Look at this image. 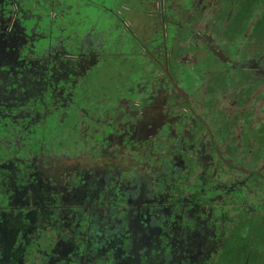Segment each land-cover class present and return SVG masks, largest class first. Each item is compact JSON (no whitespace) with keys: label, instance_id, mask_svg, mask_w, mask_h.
Masks as SVG:
<instances>
[{"label":"flooded vegetation","instance_id":"af4514ba","mask_svg":"<svg viewBox=\"0 0 264 264\" xmlns=\"http://www.w3.org/2000/svg\"><path fill=\"white\" fill-rule=\"evenodd\" d=\"M177 1L0 0L6 122L10 129L29 118L19 125L26 135L34 123L53 139L45 137L38 153L0 160L11 192L0 218V264H264L249 249L240 252L239 242L264 225V42L236 46L245 61L235 64L224 55V31L208 24V14L192 20L181 7L168 12ZM224 1L233 32L242 34L249 21L248 31L264 37V0L207 4ZM214 57L243 70L225 80L210 64ZM251 62L260 69L246 67ZM80 78L87 87H77ZM58 95L64 102L51 101ZM108 106L113 115L104 118ZM44 107L57 112L52 128ZM122 119L127 137L96 138ZM26 135L17 137L20 147ZM151 154L163 156L159 168ZM113 165L115 174L142 179L123 186L121 177L113 183L96 174ZM170 167L184 191L152 195L150 176ZM106 188L107 204L99 200ZM126 194L130 203L122 202ZM260 240L262 249L264 233ZM225 248L232 253L226 259Z\"/></svg>","mask_w":264,"mask_h":264},{"label":"trees","instance_id":"16d2710c","mask_svg":"<svg viewBox=\"0 0 264 264\" xmlns=\"http://www.w3.org/2000/svg\"><path fill=\"white\" fill-rule=\"evenodd\" d=\"M254 2H255V0H250V6H252V4H254ZM61 60L63 61L62 62L63 66L64 67L67 66V70H68L69 66H71L70 64H68L69 63L68 60H66L65 58H61ZM62 72H63V70H62ZM62 74L63 75H67L66 71H64ZM60 75L61 74H59L58 77H60ZM67 77L72 78L73 76H71L69 74ZM62 82H64V80H62ZM84 82H85V79L83 81V79L80 78V81L78 82L77 87H79V86L87 87V83H84ZM61 84H63V83H61ZM0 93L7 95L8 88H7V93L3 89H2V91ZM52 96H53V94H52ZM58 96H56L53 99H51V97H50L49 99H51V101H53V102H55L58 99H59L60 103L64 102L63 101L64 96H59V97ZM76 103H77L78 107L81 106V105H84L83 102H81L80 100L76 101ZM90 106H91V104H90ZM84 107L86 109H89V106L87 104ZM49 111H51V112H49ZM8 112H7V114H8ZM43 113H46V117L44 118V119H46V121L44 123L49 122L46 127L52 128L50 125H52V123L54 122V118L56 117L55 113H57V112H54L53 110H50L47 107H44L41 110V114H43ZM110 115H113L112 114V109L108 106L107 109H105V111H104L103 117L104 118H109ZM9 119H11V117H8L6 115V112L2 109V105H1L0 106V160L1 159L6 160V161L13 160V159L16 160V157H18L19 155L24 154L27 151L26 149H30V150H32V152L34 151V152L38 153L42 149L40 145H41V143H43V140H45V137L47 138V142L48 143L53 140V139H51V137H49V134L47 132L43 135V133H44L43 130L44 129L46 130V128L42 129L40 127L41 130H42L41 131L40 128H37V129L34 128V126L36 124L32 123L31 127L33 128L34 132H31V131L27 132L28 138H24V140L21 142L22 146L20 147L17 144V142H18L17 140L19 139L17 137H19V136H23L24 137V135H26L25 134L26 131H24V127L25 126H21L20 127L19 125L20 124L26 125L28 123V121H29V118H20L22 123H12L11 124L12 128L15 127L14 130L12 128L9 129V127H8V124H7L6 121H8ZM40 119H42V117H40ZM39 126H41V124ZM126 127L130 129L129 123L127 121H124L123 119L119 120L118 121V125H116V126L109 125L108 123H106L104 125V127H102V129L104 130V135L97 134L96 138H98L100 140H103V142H104L107 134L115 135V136L116 135L119 136V135L123 134L125 137H127L128 134H125L126 131H127ZM18 129H22V131L18 132ZM131 130H132V128H131ZM10 135H11V137H10L11 140L9 141L8 139H9ZM107 142H109V140ZM48 143H47V148H49V144ZM135 146L137 148L142 147V145H139V144H136ZM129 147H131V145H129ZM133 147H134V145H133ZM21 148H23V149H21ZM15 149H18V150L15 152ZM155 156H157V155H154V154L152 155L151 154L148 157H149V159H151L153 161V164H155L154 167L156 166V168H159L160 164L162 162L161 158H163V156L158 155V157H156V158H155ZM164 156H165V159H167L168 156L167 155H164ZM124 160H126V159H124ZM13 163L16 164V167H18L21 171L24 170L23 168H25V167L23 166L24 164L22 162L20 163L19 161H14ZM113 167H115V168H113ZM118 167H119V165L118 166L117 165L116 166L113 165V166H111L110 170L108 169L105 173L96 171V174H100V175H102V177H104V178L106 177L107 179H110L111 182H113V183L118 177H121L122 181L125 182V184L123 182H121L120 180H119V182L123 186H125L127 182H130L131 185L132 184H134V185L138 184V183H136L133 180V177L142 179V177H140L141 174L138 175V174L134 173V174H132L133 177L130 176L129 174H128V176H125V173H123L122 171L119 173L120 174V176H119L118 173L115 174V172H114L116 169H119ZM188 167L191 170V165L190 164H188ZM3 168L4 167H3L2 163H1L0 164V171ZM153 171H154V169H153ZM187 171H188V168H187ZM151 173H150V175H151ZM150 177H151L150 181L149 182L147 181L148 182L147 183L148 184L147 187H148L149 191L152 189L151 190L152 195L154 194L156 196L157 194L163 193L167 189H170L171 190L170 192H172V190H173L175 195H180V193H182L184 191V190L179 189V186H178L179 183H183L184 181H182V178H180V176L178 174H174L171 171V167H170V169L168 168L167 170L156 169L154 174L151 175ZM106 178H105V180L107 181ZM4 180H5L4 175L3 174L1 175V173H0V218H1V214L3 212L9 211V207L7 206V202H8V197H9V195L11 193L10 192V188L9 187L5 188V184L2 183ZM185 181L187 182V180H185ZM144 182H145V180H144ZM141 184H143V181L141 182ZM123 186L118 187V185H117V187H116L117 189H113V190H118V188L119 189L121 188L120 192L122 193ZM134 188H135V186H134ZM135 190L140 192V193H142V189L141 188H135ZM102 191L103 192L100 193L99 200L101 202H106V204H107V202L109 200L113 199V196L107 195L106 192L109 191L108 188H106V189H104ZM117 195H118V193H117ZM123 198H124V200L122 202L123 203L124 202L128 203L129 202L128 200L132 198V194H126V196L123 197ZM254 208H256V207H254ZM121 215H122V217L124 216L123 214H121ZM254 218L255 217H253V219ZM251 221H253V220H251ZM1 225L2 224L0 222V227H1ZM263 230H264V225L263 226L260 225L259 227H255V226L252 227V229H250V231L253 233V237H252V233L250 232L249 235H251V236H249V238H247L245 240V242L243 240H239V242H243L245 244V246L241 249L240 252L246 253L248 251V249H249L251 258H255L258 261H262V259H264V248L261 249L259 243L261 241L260 239L262 237V234L264 233ZM2 234H4V233L0 232V235H2ZM6 234L9 235V233H6ZM234 237H239V236H238V234H235ZM237 244H238L237 239H233L232 242L229 241V246L232 247V248L236 247ZM0 247H1V243H0ZM27 248H29V246ZM261 250H263V251H261ZM1 252L2 251H0V253ZM27 252H28V250H27ZM234 253H235V251H233V254ZM228 254L232 255V253H229V250L227 248H225L223 255H221L220 257L224 256V259H226V258H228ZM59 264H63V262H60Z\"/></svg>","mask_w":264,"mask_h":264},{"label":"rangeland","instance_id":"374dc122","mask_svg":"<svg viewBox=\"0 0 264 264\" xmlns=\"http://www.w3.org/2000/svg\"><path fill=\"white\" fill-rule=\"evenodd\" d=\"M210 0H178L177 3L174 7L170 8L168 12L170 11H175V9H178V7H181V12L184 16H187L189 13H193L192 20L195 19L196 17H201L202 15L208 14L209 19H208V24L212 27H215V29L224 31V38L228 40V45L226 50L224 51V55L227 56L228 58L231 59V61L235 62V64L240 63V61H245L244 54H238L235 50L236 46H242L244 44L250 45L251 50H254L257 47H254L252 45L251 41L249 42V39L254 38L258 42L263 43L264 42V37H261L258 32L255 30H250L248 31V22L243 23V33L242 34H237L236 32H233L232 29V22L229 20V15L228 14H223L226 12L229 8L228 2L224 1L222 4H219L218 6H215L214 4H211L209 7V2ZM171 5V3L169 4ZM209 7V8H208ZM190 10V12H189ZM201 13V14H200ZM206 16V15H205ZM203 17V16H202ZM191 21V19L189 20ZM189 21H187V30L192 33V29L189 25ZM253 21V18L250 19V22ZM188 32V33H189ZM250 47H248L250 49ZM260 47V46H259ZM245 49V48H244ZM220 58L223 57V60H225L223 54L222 56L219 55ZM243 56V57H242ZM210 64L213 65L214 67L216 66L218 71H224L223 77L225 80H227V75L228 73L232 72H239L240 70H243L241 67H236L232 68L229 64H221L219 61L214 57L210 58ZM259 64V62H258ZM257 63L251 62L246 65V67H251V70H254L257 68V71L260 69V66ZM255 67V68H254ZM189 72H193L195 70L194 66H188ZM180 83L183 82L182 79H179ZM238 84L244 83L243 77H239L236 79ZM233 123V122H232ZM263 251V250H261Z\"/></svg>","mask_w":264,"mask_h":264}]
</instances>
